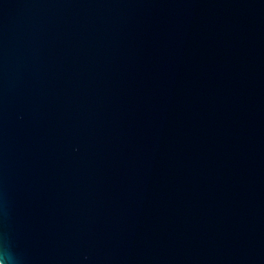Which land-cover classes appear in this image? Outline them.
Instances as JSON below:
<instances>
[{
    "label": "water",
    "instance_id": "water-1",
    "mask_svg": "<svg viewBox=\"0 0 264 264\" xmlns=\"http://www.w3.org/2000/svg\"><path fill=\"white\" fill-rule=\"evenodd\" d=\"M0 243L264 264V0H0Z\"/></svg>",
    "mask_w": 264,
    "mask_h": 264
},
{
    "label": "clouds",
    "instance_id": "clouds-1",
    "mask_svg": "<svg viewBox=\"0 0 264 264\" xmlns=\"http://www.w3.org/2000/svg\"><path fill=\"white\" fill-rule=\"evenodd\" d=\"M0 264H15V257L7 247L0 243Z\"/></svg>",
    "mask_w": 264,
    "mask_h": 264
}]
</instances>
